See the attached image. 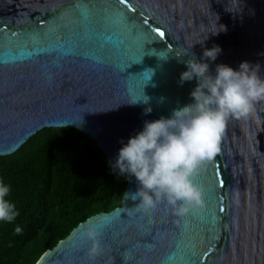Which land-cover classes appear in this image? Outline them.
Listing matches in <instances>:
<instances>
[{"label":"water","instance_id":"1","mask_svg":"<svg viewBox=\"0 0 264 264\" xmlns=\"http://www.w3.org/2000/svg\"><path fill=\"white\" fill-rule=\"evenodd\" d=\"M164 35L160 36L159 33ZM264 77V0H0V156L45 128L77 129L111 165L145 121L194 102L186 61ZM147 109H151L145 114ZM79 224L37 264H264V102L248 120L229 119L220 153L191 178L204 207L183 218L165 202L131 198ZM95 228L103 254L88 258Z\"/></svg>","mask_w":264,"mask_h":264},{"label":"clouds","instance_id":"2","mask_svg":"<svg viewBox=\"0 0 264 264\" xmlns=\"http://www.w3.org/2000/svg\"><path fill=\"white\" fill-rule=\"evenodd\" d=\"M221 51L219 46L206 48L200 60L191 54L180 82L197 79L191 92L194 102L173 110L171 118L145 121L143 130L129 138L119 149L115 164L110 165L136 178L139 188L131 198L139 199L138 208L154 210L165 202L180 218L203 208L202 191L191 178L220 153L229 119L248 120L255 115L256 105L264 102L259 65L242 62L239 70H234L218 64L215 75L209 74V64L203 61H215ZM9 194L10 186L0 180V221L13 223L20 213L6 199ZM21 231L19 226L15 228L17 234ZM100 235L95 228L86 233L91 241L87 251L91 261L103 254Z\"/></svg>","mask_w":264,"mask_h":264},{"label":"trees","instance_id":"3","mask_svg":"<svg viewBox=\"0 0 264 264\" xmlns=\"http://www.w3.org/2000/svg\"><path fill=\"white\" fill-rule=\"evenodd\" d=\"M110 165L97 142L72 127L45 128L0 156L6 199L20 213L0 221V264H37L79 224L119 207L127 179Z\"/></svg>","mask_w":264,"mask_h":264},{"label":"snow or ice","instance_id":"4","mask_svg":"<svg viewBox=\"0 0 264 264\" xmlns=\"http://www.w3.org/2000/svg\"><path fill=\"white\" fill-rule=\"evenodd\" d=\"M118 2H119V3H125V2H126V0H118ZM159 35H160V36H163V35H164V33H163V32H160V33H159Z\"/></svg>","mask_w":264,"mask_h":264}]
</instances>
